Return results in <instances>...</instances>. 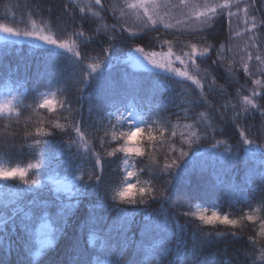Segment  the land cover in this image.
I'll list each match as a JSON object with an SVG mask.
<instances>
[{"label":"trees","instance_id":"trees-1","mask_svg":"<svg viewBox=\"0 0 264 264\" xmlns=\"http://www.w3.org/2000/svg\"><path fill=\"white\" fill-rule=\"evenodd\" d=\"M130 3L0 0V23L24 31L35 22L70 45L75 41V50L81 52L77 57L23 35L0 34V102L10 101L12 109L0 115V167L40 164L28 171L34 184L0 181V264H252L254 257L246 252L252 251L248 237L253 234L255 255L260 256L264 126L260 112L244 116L241 127L253 140L249 148L237 143L240 129L230 120L231 105L246 107L242 96L253 87L259 90L250 80L264 81L258 74L243 73L239 63L248 52L240 46L252 35L246 34L243 12L239 18L229 19L227 13L216 17L202 33L179 28L180 19L167 29L159 24L156 32ZM249 3L243 0L241 8ZM255 8L252 14L264 18V0H256ZM121 25L126 31L121 32ZM79 31L83 37L74 34ZM257 35L264 43V32ZM193 43L198 51L210 46V52L186 68L189 61L183 53ZM138 47L162 53L171 47V66L189 71L204 90L151 65ZM221 51L224 61L236 67L235 79L217 56ZM89 64L99 67L92 72ZM251 67L257 72L264 64L252 61ZM213 78L215 86L209 87ZM43 93L54 101L52 110L39 107ZM62 102L71 104V113L67 104L60 107ZM225 104L227 111L221 107ZM56 123L61 127H54ZM73 124L79 125L83 139ZM137 126L156 137L152 142L146 135L137 137L143 154L109 156L124 143L114 140L112 132L119 137ZM37 128L43 131L37 134ZM70 140L75 141L71 146ZM217 140L232 145V152H225L223 145L212 148ZM180 149L188 155L175 168L161 171ZM89 173L99 180H86ZM128 183L152 187L164 196L142 204L113 199ZM205 209L207 215L215 211L239 221L238 227L201 226L195 216L185 215ZM247 215L253 220L243 219Z\"/></svg>","mask_w":264,"mask_h":264},{"label":"snow or ice","instance_id":"snow-or-ice-1","mask_svg":"<svg viewBox=\"0 0 264 264\" xmlns=\"http://www.w3.org/2000/svg\"><path fill=\"white\" fill-rule=\"evenodd\" d=\"M95 5H101V0H94ZM155 3L156 0H135L134 3H130L128 5L129 8L136 10L137 17L142 18L143 23L145 26H150V28H153L156 30V32H159L160 29L158 27L159 24L164 23L163 19L158 16V14L155 11ZM241 3H243V0H235V3L232 4L226 0L224 4H216L215 6H207L204 8L203 11H197L195 19L200 21L203 27L197 29L198 32H204L207 31L208 28L212 26V24L215 22L216 17H223L224 11L227 9V16L229 19H231L233 16L238 17L239 12H243L244 20L243 23L245 25L246 34L252 33V35L249 37V44L248 48L253 49L252 51H248L246 53V58L239 61V63L242 65V71L243 73H246L249 75V77H255L257 74L260 77H264V69H258L257 72H254L251 67V62L256 61L258 64H264V43L260 41L259 35L257 33L264 32V18L257 19V17L252 14L253 10H258L255 8L256 0H251V3L246 4L243 8H241ZM236 7L237 12L234 13L231 9L232 7ZM83 11V9H81ZM98 15V14H96ZM250 17V20H249ZM191 19V18H190ZM171 27L170 24H164V28ZM116 28L113 26L112 31H115ZM126 31L124 29L123 25H121V32ZM0 32L7 33L10 35H16L20 36L23 35L25 37L34 38L39 41H43L46 44L49 45H55L62 49H67L69 52H73V54L77 57L81 56L80 51H76V44L75 41L72 42L70 45L68 41L66 40H60L58 37H54L53 34L46 32L44 28H39L36 26L35 22H33L32 28L30 30H24L21 31L17 29L16 27L9 26L7 23H0ZM77 37H83L84 32L79 31L74 33ZM134 34V33H133ZM239 35V33H237ZM218 40V38H217ZM164 44L171 45L170 40H163ZM223 45H221V49H223ZM107 49H105V52ZM136 51L140 53L151 65L160 68L165 69L169 72H174L176 75L180 77H184L188 80H191L194 84H196L201 91L204 90V84L201 83V81L194 76L189 74V71H181L180 69L173 68L171 57L173 55L171 47H169L167 53L162 52H156V51H145L144 48H137ZM210 52V46H205L202 51L197 50V45L195 43L190 45V50L188 52L183 53V57H186L189 61V64L186 65V68L196 66L198 58H203L209 55ZM217 56L220 57V61L224 63L225 68L227 69L228 73L232 76L233 79H235V73L237 71L236 67L234 65H228L226 61H224L222 51L217 52ZM182 56H176V60H178L181 64H185V59ZM159 58V59H158ZM214 63H218L217 61H213ZM88 67L91 69L92 72H95L97 68L99 67V64H89ZM84 80L87 79V75L83 77ZM216 83V80L213 78L211 83L209 84V87H214ZM250 83L253 85H256L259 87V90L257 88L253 87L250 89V94H244L242 96L243 104L246 107H240L238 104L231 105L233 114L230 117V120L236 124V126L240 129L239 132V141L243 142V145L251 146L253 145V140L249 138L247 131L241 127V122L244 119V116L247 113L252 112H260L261 114V123L262 126H264V87H261L262 84H264V81L261 79H251ZM243 87V86H242ZM45 97L43 102L39 105L40 108H45L52 110L54 101L52 99H48L47 93L41 94ZM67 104V111L72 112L71 104L68 102H62L60 104L61 108H65V105ZM11 102L10 101H3L0 102V115H3L5 112H11ZM222 109L227 111L228 105H222ZM119 120L120 117H117ZM54 127L59 128L61 125L59 123H56ZM72 127L74 128L75 132L80 135V138L83 139V135L81 134V128L78 124H73ZM209 127L211 125L209 124ZM251 125H249V128ZM43 131V129L37 128V134H40ZM212 132L214 134H218L215 132V129H212ZM105 135L107 136L108 133L106 132ZM143 135H146L147 140L149 142L155 141L156 137L152 134V132L149 130L145 133V130L139 126L135 127L133 130H130L128 132L120 133L119 137L117 136V133L112 132V138L119 139L122 138L124 143L123 146L120 148H116L111 152H108L109 156H114L116 152H123L126 155L135 154L137 156H140L143 154V150L140 146V141L137 140V137H142ZM172 135H175V132H172ZM195 135V134H194ZM198 139V138H197ZM37 144L41 143L40 140L36 141ZM75 141L70 140L69 145L71 146ZM189 145L191 146V142H189ZM224 146L225 152H232V145L227 144L226 141L223 140H217L215 144L212 145V148H217V146ZM101 146H103L101 144ZM258 148L260 146H257ZM172 151L175 152L176 149L173 146ZM95 155V153H93ZM188 155L187 151H184L183 149H180L179 155L176 158H173L171 162L165 161L163 163V167L160 169L161 171H168L170 169H173L177 166L178 162L180 160H183L185 156ZM101 161L99 157L96 159V164L100 165ZM40 167V164L38 163H30L27 165L26 168H20V167H13V168H2L0 167V181L3 180H9V179H18L25 185H30L36 183V180H31L27 178L28 171L30 169H37ZM135 173L129 172L128 176H133ZM78 179H85V176L78 177ZM99 180V176L93 175L92 173H89L86 175V180ZM135 189V192L133 191ZM137 196H139V200H137ZM164 192L163 191H156L154 192L152 187H137L136 185L132 183L126 184V186L122 187L118 191H116L113 195V199H118L121 203L126 204H136V203H145L147 199H151L153 197H163ZM207 209H205L203 212L200 213H190L186 212L185 215L187 216H195L199 221L200 225H214V224H222V225H230L233 228L238 227L239 221L235 219H229L228 216H221L217 212L213 211L211 215L206 214ZM243 219H246L248 221H252L253 217L251 215H247L243 217ZM218 235L220 233H217ZM234 234H237L234 232ZM261 237H264V220H261L260 222V230L258 233ZM255 235H250L248 237L249 241L251 242L252 251L246 252V254L251 255L254 257L252 260V264H256V261H264V240L260 242L261 248H260V256L256 257L255 255V246L257 244V241L255 239Z\"/></svg>","mask_w":264,"mask_h":264},{"label":"rangeland","instance_id":"rangeland-1","mask_svg":"<svg viewBox=\"0 0 264 264\" xmlns=\"http://www.w3.org/2000/svg\"><path fill=\"white\" fill-rule=\"evenodd\" d=\"M128 1L131 3L135 2V0ZM225 2L224 0H156L155 11L158 16L163 19L164 23L161 24H175L176 21L180 19L183 24H181V26L179 25V28L193 30L204 26L200 21L195 19L197 11H203L204 8L209 5L215 6L216 4H224ZM228 2L234 4L235 0H228ZM233 8L234 6L231 10L236 13ZM224 13H227V9ZM232 18H234V16ZM0 34H2V32H0ZM30 39L39 41L34 38ZM249 42L250 41H247L245 44L241 45L240 48L252 51L253 49L248 48Z\"/></svg>","mask_w":264,"mask_h":264}]
</instances>
